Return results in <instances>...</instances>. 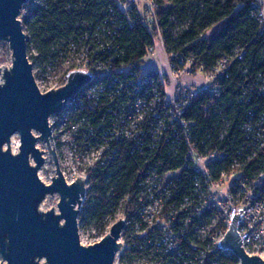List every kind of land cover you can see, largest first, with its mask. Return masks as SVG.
Wrapping results in <instances>:
<instances>
[{
  "label": "trees",
  "instance_id": "1",
  "mask_svg": "<svg viewBox=\"0 0 264 264\" xmlns=\"http://www.w3.org/2000/svg\"><path fill=\"white\" fill-rule=\"evenodd\" d=\"M150 1L154 13L134 0H41L30 5L22 17L29 60L39 75L53 69L64 77L77 68V59L89 68L98 64L93 70H100L103 92L91 100L80 96L72 109L73 119L93 136L98 130L120 131L122 119L132 116L135 122H128L131 136H121L116 144L115 159L89 173L83 206L100 228L111 208H122L127 248L119 264H168L174 254L164 253L163 237L168 245L179 243L182 262L239 264L232 254L211 251L210 240L201 234L212 222L211 236L225 227L216 209L198 217V188L205 190L222 173L230 175L232 184H254L264 174V23L258 18L264 5L262 0ZM160 39L176 69L189 66L204 76L223 73L219 92L200 93L181 121L167 108L164 81L144 71ZM138 99L146 106L142 121L134 113ZM192 151L207 162L210 179L194 170ZM211 154L214 160H208ZM175 172L179 175L169 185L164 207L175 221L156 217L161 228L168 222L167 229L151 231L149 244L139 237L148 228L139 184L154 174L164 180ZM256 193L264 197V181Z\"/></svg>",
  "mask_w": 264,
  "mask_h": 264
},
{
  "label": "water",
  "instance_id": "2",
  "mask_svg": "<svg viewBox=\"0 0 264 264\" xmlns=\"http://www.w3.org/2000/svg\"><path fill=\"white\" fill-rule=\"evenodd\" d=\"M26 1L0 0V43H8L12 61L9 68H0V264H115L124 249L125 220L113 224L99 242L81 243L79 214L87 180L79 177L68 184L51 144L54 124L49 125V118L66 110L68 102L89 84L91 75L73 71L62 88L40 92L20 19ZM16 134L20 147L13 153L11 140ZM39 141L55 166L50 184L39 177L46 163V152L37 147ZM55 194L59 196L58 211H43L44 200ZM240 222L241 214H235L220 249L229 251L239 264H264V259L249 256L241 247Z\"/></svg>",
  "mask_w": 264,
  "mask_h": 264
},
{
  "label": "built area",
  "instance_id": "3",
  "mask_svg": "<svg viewBox=\"0 0 264 264\" xmlns=\"http://www.w3.org/2000/svg\"><path fill=\"white\" fill-rule=\"evenodd\" d=\"M134 1L141 2L146 13L149 11L154 13L156 9V5L150 0ZM40 2L41 0H27L23 7L20 19L28 13L30 5L39 4ZM258 18L264 23V12H259ZM161 54L164 57L165 64L159 62L158 59H155V56H161ZM74 62L77 67L74 71L89 73L91 79L86 88H84L74 99L68 102L65 111L49 118V125L51 126L54 124L52 129L53 140L51 141V144L62 154L63 160L61 163L63 164V161H67L72 165V167L68 169V172L71 175L70 182L65 178L67 183L71 184L76 181L77 178L83 177L87 180L86 190H88L89 173L106 167L111 160L115 159L116 144L121 138H123L121 136H124L125 138L131 136L128 122L132 121V116L129 117L128 120H121V125L124 127L123 129H120V131L115 133L111 131V134H109L98 130V133L95 134V136L92 135V130H88L84 127L82 122L75 121L72 116V109L77 106L78 98L86 95L89 100L95 99L96 94L103 92V89L99 86L101 76L97 74L100 70H93L98 67V64L94 68H89L84 65L82 59H77ZM223 66H225V64H223ZM144 71L156 73L160 79L164 81V84H166V99L169 103L167 108L171 111L173 118L179 121H181L180 118L184 116L188 107L194 102L200 93L208 92L211 94H217L219 92L218 80L219 77L223 75V73H217L204 76L194 73L189 66L176 69L171 64L169 56L164 50L161 39L159 40L157 54L155 55L153 51H151L148 62L144 67ZM34 75L37 87L42 94L48 93L52 89L53 91L58 90L65 86L67 82V79H65L62 72L53 69L39 75L38 71L34 68ZM185 77L190 79L188 80V83H191L192 85L185 83V81H187L184 79ZM197 80H201V82L197 84ZM167 84L170 87L174 86L172 94L168 92ZM144 103L145 102H143L142 99L136 101L134 113L137 115V120L140 121L143 120L141 112L146 108ZM134 124L135 122L132 121V125ZM190 158L194 170L204 175L207 179H210V173L206 169L207 162L204 161V158L195 154L194 151L191 152ZM214 158L215 154H211L208 157V160H214ZM178 175L179 172L169 173L163 180L158 179V176L154 174L149 176L146 181L139 184V189L143 196L140 198V202H142L144 207L143 223L148 224V228L142 230L139 237L140 239L146 240L147 243L149 241V244H151V231L156 228L165 231V229H167V223L175 221L173 217L167 216L164 207L170 200L171 189L169 188V185ZM263 181L264 174L261 175L259 180L254 184H250L247 180H241L238 183L232 184L230 175L222 173L220 180L214 183L209 182L205 190H200L198 188V199L200 201V208L197 209L198 217L209 210L216 209L224 222V230L216 231L213 236L210 234L211 230L215 228L213 222L207 227H202L200 230L203 237L206 240H210L211 251L214 250L219 251L222 254H231L229 251L220 249V242L230 229L235 214H241V222L237 228L238 234L242 240L241 247L249 256H258L264 259V197L256 193L257 188H261V182ZM233 185L234 187H232ZM170 207H172V205H170ZM240 210H242L241 213ZM161 215H163V218L167 219L171 217L169 221L167 220V223L162 224V228L157 224L159 219H156V217ZM124 220L125 228L121 238L124 249L119 253L115 264H119L122 253L125 248H127L123 240V235L125 229L128 228V222L126 219ZM171 227H173V225L170 226V228ZM175 236L183 237V235ZM163 238L165 239L162 240L163 242L161 245H164L165 248L167 247L166 250H164V253L167 255L170 254L171 256L174 254L168 264H204L202 261L182 262L179 258L180 253L177 252V245L179 243L175 242V245H168V239L166 237ZM140 264H147V262L142 261ZM149 264L162 263L156 261V263L151 262Z\"/></svg>",
  "mask_w": 264,
  "mask_h": 264
},
{
  "label": "rangeland",
  "instance_id": "4",
  "mask_svg": "<svg viewBox=\"0 0 264 264\" xmlns=\"http://www.w3.org/2000/svg\"><path fill=\"white\" fill-rule=\"evenodd\" d=\"M262 3L264 5V0H262ZM165 7L170 8L171 5L168 2H165ZM155 59L156 60L158 59L159 62H162L165 64L164 57L162 56V54L161 56L160 55H157V57L155 56ZM11 64H12L11 51H10L8 43H0V68L1 69L9 68ZM184 79L187 80L185 81V83L189 84L188 80L190 79L188 77H185ZM0 80H1V76H0ZM200 82L201 80L200 81L197 80V84H199ZM189 85H192V84L190 83ZM173 88L174 86H171V87L169 85L167 86V90L170 94H172ZM34 134L37 136L36 133ZM19 147H20V137L18 134H16L13 136L11 140V150H15V153H18ZM37 147L40 150H43L46 152L45 154L46 163L42 167V169L39 171V177L45 184H50L52 177L55 176V166L53 164L52 158L49 155L47 147L40 141L37 143ZM56 151L59 157V162L61 165L60 167L62 168V170L64 169L63 172L65 171L64 172L65 178L70 182L71 175L68 172V169H70L72 165L69 164L67 161H63V164H62L61 163V161L63 160L62 154L59 152V150H56ZM64 166L66 169L64 168ZM58 203H59V196L57 194L53 196H47V198L44 200L43 204L41 205V209L43 211H49L51 209H55L56 211H58L57 209ZM84 204H85V201L83 203V206ZM83 206L79 214V233H80L81 243L85 246H89V245L95 244L98 241H100L106 234L109 233L113 224H115L120 219H125L122 208L113 207L107 212L103 228H100L96 225V223L91 221L89 214L87 213L85 209H83Z\"/></svg>",
  "mask_w": 264,
  "mask_h": 264
},
{
  "label": "bare ground",
  "instance_id": "5",
  "mask_svg": "<svg viewBox=\"0 0 264 264\" xmlns=\"http://www.w3.org/2000/svg\"><path fill=\"white\" fill-rule=\"evenodd\" d=\"M13 153H15V150H12Z\"/></svg>",
  "mask_w": 264,
  "mask_h": 264
}]
</instances>
